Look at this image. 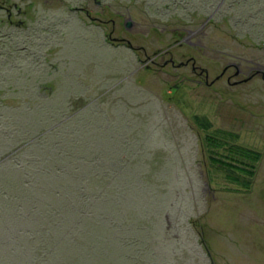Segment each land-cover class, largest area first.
<instances>
[{"label":"rangeland","instance_id":"1","mask_svg":"<svg viewBox=\"0 0 264 264\" xmlns=\"http://www.w3.org/2000/svg\"><path fill=\"white\" fill-rule=\"evenodd\" d=\"M207 1L0 0V264H264V4Z\"/></svg>","mask_w":264,"mask_h":264},{"label":"trees","instance_id":"2","mask_svg":"<svg viewBox=\"0 0 264 264\" xmlns=\"http://www.w3.org/2000/svg\"><path fill=\"white\" fill-rule=\"evenodd\" d=\"M205 1L206 0H203V2H205ZM208 1L211 2L212 0H208ZM223 2H224V0H215V2H213L212 5L216 4V5L222 6V5H224ZM263 4H264L263 0H229V6L233 7L234 9H235V6L237 7V5L238 6L242 5L244 7L250 6L251 9H255V7L258 8L259 5H260L261 9H262ZM251 9L248 10V11H251ZM263 11L264 10H262V12ZM257 17H259V15L254 14V19H253V22H251V23H252L253 26L256 25V26L260 27L261 29H263L264 28V23L263 22H260V23L256 22L255 20H256ZM239 20L241 22H243V23H246V21H244V19H241V17H240V19H237V21H239ZM262 21H264V20H262ZM3 189L4 188H2V189L0 188V194L2 193ZM13 189H14V192L19 195V197H21V193H18V192L22 191V190L25 191V189H22V188H13ZM4 191L11 192L13 190L11 189V191H10V189L7 188V190H4ZM56 206L58 207V208L55 207V209H57V210L62 207V206L60 207L59 205H56ZM55 236H53V241H56V238L59 237V236H56V237ZM69 240H70V238L67 239V242H69ZM58 241H56L53 244H51L50 248H48V249L44 248L43 246H41V247L38 246V244H41V243L44 244L45 240L40 238V239H37V241L36 240L33 241L32 243L35 245V247L34 248L31 247V251L28 250V249L25 250L21 260L26 259V262L27 263L29 262L28 264H83V263H81V260L82 261H86V259H88L87 253H84L82 255L80 254L76 258L74 252L72 251L73 248L71 247L72 248L71 249L70 246H68L67 242H62L61 245H60V242H58ZM69 243H71L73 245L72 240ZM53 245H54V248L56 246L57 247L54 249L52 247ZM113 246L117 247V249H118L119 248L118 247L119 243L114 241L113 242ZM95 251H97V250L95 249ZM107 254H106V251L103 252V255L102 254L101 255L98 254V256H97V254H93L90 257V261L92 260L91 263L99 264L98 262H100L101 260H105V261L102 262V264H108L106 262V260H108L109 258L115 260L118 257V253L117 252L109 253V251H108ZM109 255H111V256H109ZM5 256H8L9 259H11L14 256L16 257L17 254L15 252L11 253L9 251H6V255ZM96 257H98L99 260L98 259L96 260ZM16 264H19V263H16Z\"/></svg>","mask_w":264,"mask_h":264},{"label":"flooded vegetation","instance_id":"3","mask_svg":"<svg viewBox=\"0 0 264 264\" xmlns=\"http://www.w3.org/2000/svg\"><path fill=\"white\" fill-rule=\"evenodd\" d=\"M17 6V5H16ZM15 6V7H16ZM127 23V22H126ZM187 41H189V40H187ZM128 43V45L130 46V47H132V45L130 44V42H127ZM255 63V62H254ZM257 64H258V66H257V64L254 66V65H252V67H250V70L249 71H243V68L241 67V63H232V64H229V65H227L224 69H223V71H222V74H220V75H218L217 77H216V79L218 80V79H221V78H223L224 76H225V74H226V71L229 69V68H234L235 69V72H234V74H231L230 76H228V78H227V80H228V82L229 83H231L232 82V77H238V76H240L241 74H245L246 76H247V78H245V79H241V80H237V81H235V84L237 83H240V82H242V81H246V80H248V79H252L251 77L252 76H254V75H258V74H261V77L264 79V65H262V64H260V63H258V62H256ZM192 65H193V68H194V70H195V72L199 69V67H197L196 66V64H195V61H193L192 62ZM200 70H201V72H200V74L201 75H204V79H205V84L207 85V86H209L213 81H215V79L213 80V81H209V72H208V70H206V69H203V68H200ZM200 82H203L202 80H199Z\"/></svg>","mask_w":264,"mask_h":264},{"label":"water","instance_id":"4","mask_svg":"<svg viewBox=\"0 0 264 264\" xmlns=\"http://www.w3.org/2000/svg\"><path fill=\"white\" fill-rule=\"evenodd\" d=\"M131 25H132V24H131L130 22H127V23H126V27H127V28H130ZM212 263L215 264L213 260H212Z\"/></svg>","mask_w":264,"mask_h":264}]
</instances>
